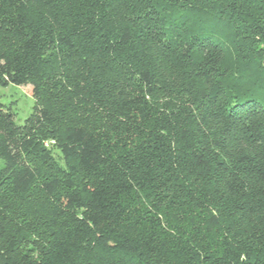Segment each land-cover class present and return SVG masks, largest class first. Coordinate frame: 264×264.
<instances>
[{"label": "trees", "instance_id": "trees-1", "mask_svg": "<svg viewBox=\"0 0 264 264\" xmlns=\"http://www.w3.org/2000/svg\"><path fill=\"white\" fill-rule=\"evenodd\" d=\"M0 45L44 100L0 102V264H264V0H0Z\"/></svg>", "mask_w": 264, "mask_h": 264}, {"label": "rangeland", "instance_id": "rangeland-1", "mask_svg": "<svg viewBox=\"0 0 264 264\" xmlns=\"http://www.w3.org/2000/svg\"><path fill=\"white\" fill-rule=\"evenodd\" d=\"M224 39L230 40V38ZM31 88L30 84L19 87L13 85L0 86V102L14 114L17 125L25 124L36 113V107H40L41 103L43 104L44 100L40 101L31 95ZM44 148L58 158L53 141L45 140ZM55 200V196H46L40 192L38 187L29 192L27 203L30 204L31 213L25 225L30 226L31 230L27 229L28 239L21 245L22 251L38 256L39 251L48 242L45 231L56 217L53 213L54 210H57Z\"/></svg>", "mask_w": 264, "mask_h": 264}]
</instances>
